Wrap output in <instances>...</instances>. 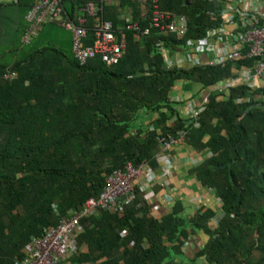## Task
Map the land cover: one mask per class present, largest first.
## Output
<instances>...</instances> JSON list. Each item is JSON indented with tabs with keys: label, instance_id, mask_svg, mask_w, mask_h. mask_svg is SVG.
<instances>
[{
	"label": "trees",
	"instance_id": "1",
	"mask_svg": "<svg viewBox=\"0 0 264 264\" xmlns=\"http://www.w3.org/2000/svg\"><path fill=\"white\" fill-rule=\"evenodd\" d=\"M63 2L69 15L79 14V0ZM159 4L186 18L183 38L161 35L142 19L150 2L143 10L121 0L105 12L127 47L116 65L100 56L81 65L74 54L43 44L0 65V264H14L32 237L99 198L115 170L147 164L160 173V139L183 132L188 146L209 151L193 173L214 192L220 210L186 216L175 201L161 217L152 213L148 190L138 191L122 213L80 221L77 251L66 264H264V105L248 101L259 93L239 84L226 99L212 91L248 63L168 68L167 54L186 52L188 40L222 24L223 3ZM126 11L134 14L137 30L126 29L120 18ZM40 34L29 44L22 40L23 47ZM178 83L190 85L194 96L210 93L198 128L182 113L183 103L173 100ZM197 235L202 247L189 256Z\"/></svg>",
	"mask_w": 264,
	"mask_h": 264
},
{
	"label": "built area",
	"instance_id": "2",
	"mask_svg": "<svg viewBox=\"0 0 264 264\" xmlns=\"http://www.w3.org/2000/svg\"><path fill=\"white\" fill-rule=\"evenodd\" d=\"M15 3L19 0H13ZM77 16L69 15L63 0H36L25 17L28 25L23 42L29 44L37 38L42 28L52 24L72 34V47L75 59L85 65L90 60L101 57L108 65H116L126 51L123 37L119 40L113 23L105 19L107 7L119 5L121 0H79ZM141 9H152L144 13L142 19L148 21L151 28L162 34L172 33L183 38L187 31L185 17L163 12L159 0H133ZM222 24L207 30L199 40H188L184 53L169 57L168 68L220 67L228 63L242 62V68L212 89L221 99L229 95L237 84L252 92H258L248 101L254 100L264 105V0H222ZM151 15V18H150ZM134 14L122 13L120 18L126 22L127 30H137L138 22ZM144 33H149L145 30ZM160 45V44H159ZM245 62V63H244ZM178 83L174 86L173 100L183 103L182 113L192 120L194 127H199V118L206 111L209 92L198 96L181 93ZM192 91V89H191ZM186 132L177 137L168 136L160 139L162 152L158 159L162 162L160 175L167 179L174 170L170 159V150L186 143ZM197 161L198 163L203 162ZM197 163V164H198ZM144 176L146 182L154 181L157 176L147 164L134 166L127 164L124 169L115 170L107 179L106 186L99 198L89 199L81 210H71L58 226L48 227L39 237H32L25 245L21 258L14 264H66L70 256L77 251L76 235L80 230V221L85 217L97 216L102 212L122 213L125 205L133 202L138 191L144 192L149 186L140 183ZM164 186V191H165ZM210 191V190H209ZM165 199L172 200L166 193ZM221 205V202L218 201ZM217 225V222H214ZM126 233H122L125 237Z\"/></svg>",
	"mask_w": 264,
	"mask_h": 264
},
{
	"label": "crops",
	"instance_id": "3",
	"mask_svg": "<svg viewBox=\"0 0 264 264\" xmlns=\"http://www.w3.org/2000/svg\"><path fill=\"white\" fill-rule=\"evenodd\" d=\"M34 0H19L18 3H14L12 0H0V14L2 13V40L9 37L7 34L8 31H12L14 34L19 36L20 40L27 29L25 17L28 12V8L33 3ZM61 29L56 26H46L41 32L40 36L48 37L54 32V29ZM63 30V29H62ZM66 31V30H64ZM68 32V31H66ZM70 33V32H68ZM71 34V33H70ZM40 39V37H39ZM39 39L35 40V42L39 41ZM52 40V39H51ZM34 42V43H35ZM33 43V44H34ZM71 49L72 47V34H71ZM49 46H54L61 49L54 44L47 43ZM21 46L22 42H21ZM13 47H7L2 54H12L13 59L10 63L11 65L15 61V56L18 55L21 57L22 54L27 51L22 48L11 49ZM62 50V49H61ZM63 51V50H62ZM3 58V55H2ZM181 93L190 94L191 87L181 84L179 86V91ZM156 117H153L152 121L155 120ZM148 123L149 120H148ZM170 125L173 124L169 123ZM209 157V151L197 152L192 147L188 146L186 143L179 144L174 146L170 150V159L174 166V170L171 175L164 179L161 177L160 173H157V176L154 177V181L148 184L142 176L140 178V183H147L149 186L147 187L148 192V201L153 204V214L158 216H165L172 211L175 201H180L183 203L185 207V214L194 215L197 211H205L209 208H212L216 211L220 210V205L218 204V200L212 190H208L200 185L196 180L194 169L197 168L201 163L197 161H202ZM198 163V164H197ZM164 186L165 191H164ZM171 195L172 200L167 201L165 199V194ZM203 238L201 235H197L196 237H192L189 242V246L187 247L186 253L189 256H193L195 252H197L202 247Z\"/></svg>",
	"mask_w": 264,
	"mask_h": 264
},
{
	"label": "rangeland",
	"instance_id": "4",
	"mask_svg": "<svg viewBox=\"0 0 264 264\" xmlns=\"http://www.w3.org/2000/svg\"><path fill=\"white\" fill-rule=\"evenodd\" d=\"M7 34L9 35V37L2 40V13H1L0 14V65H6L7 63H10L13 59L12 54L9 53L2 54V52H4L7 47H13L10 48V50L15 49L16 47L18 49L22 48V52L23 50H25L28 53L36 46H40L39 44L49 45L47 44L49 42L52 45L54 44L55 46L60 47L63 50V52L66 53L68 56L70 57L73 56V51L71 49V43H70L71 34L62 29L59 30L55 28L54 32L51 35H49L48 37L44 36L43 39H40L39 41L35 42L31 47L30 46L22 47L21 46L22 38L20 40L19 36L14 34L12 31L7 30ZM174 94L176 93L174 92Z\"/></svg>",
	"mask_w": 264,
	"mask_h": 264
}]
</instances>
